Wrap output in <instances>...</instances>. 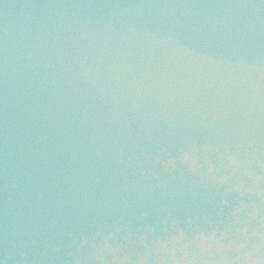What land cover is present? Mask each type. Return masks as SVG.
Segmentation results:
<instances>
[{
	"label": "water",
	"instance_id": "obj_1",
	"mask_svg": "<svg viewBox=\"0 0 264 264\" xmlns=\"http://www.w3.org/2000/svg\"><path fill=\"white\" fill-rule=\"evenodd\" d=\"M0 264H264V0H0Z\"/></svg>",
	"mask_w": 264,
	"mask_h": 264
}]
</instances>
